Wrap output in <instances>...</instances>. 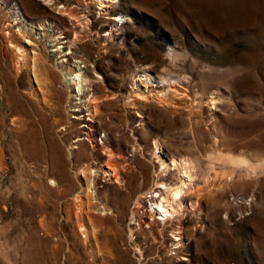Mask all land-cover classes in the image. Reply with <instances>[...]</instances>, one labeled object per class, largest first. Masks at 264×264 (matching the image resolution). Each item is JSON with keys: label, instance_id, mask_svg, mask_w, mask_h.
<instances>
[{"label": "rangeland", "instance_id": "obj_1", "mask_svg": "<svg viewBox=\"0 0 264 264\" xmlns=\"http://www.w3.org/2000/svg\"><path fill=\"white\" fill-rule=\"evenodd\" d=\"M105 3L0 0V264H264V0Z\"/></svg>", "mask_w": 264, "mask_h": 264}, {"label": "bare ground", "instance_id": "obj_2", "mask_svg": "<svg viewBox=\"0 0 264 264\" xmlns=\"http://www.w3.org/2000/svg\"><path fill=\"white\" fill-rule=\"evenodd\" d=\"M47 1V0H46ZM50 1V0H49ZM54 1V0H53ZM52 2V1H51ZM53 4V3H52ZM99 4H101L100 6L101 7H103V8H105V6L107 7V5H106V3H105V0H99ZM58 6H62V4H60V5H58ZM62 7H64V6H62ZM61 8V7H60ZM64 11V10H63ZM67 13V12H66ZM122 17L123 16H120L119 18L120 19H122ZM118 18V19H119ZM28 43L29 44H31V43H33V41H30V40H28ZM65 59V58H64ZM66 60V59H65ZM78 71L79 72H77L76 74H78V76H79V79H81L80 81H81V83H82V86L84 87V89H82L83 91L81 92L80 90H79V93H77L76 95H78V96H74V98L75 99H77L76 100V102H74V108H72V111H75V115L73 116L74 118H76V119H79L80 117H79V114H80V112H81V108L79 107V106H77V103L78 102H82L83 101V97H85V95L87 94V91H88V85H87V83H85V85H83V80H86L87 78H85L84 77V73H83V70L82 69H78ZM74 78L75 77H71V78H69L68 80H67V82L69 83V82H74ZM144 78V77H143ZM86 82H87V80H86ZM143 82V79H142V77H139L137 80H136V85H137V87H138V91L140 90V92L141 91H143V92H146V89H142V86H141V83ZM76 84L78 85L79 83L78 82H76ZM80 86H81V84H80ZM81 86V87H82ZM90 86V85H89ZM145 86V85H144ZM80 87V88H81ZM81 92V93H80ZM143 92H141V93H143ZM166 94V93H165ZM151 97V96H150ZM160 97V96H159ZM161 98V97H160ZM159 98V99H160ZM164 98V97H163ZM162 100V99H161ZM90 101V100H89ZM162 101H165V100H162ZM97 104V103H96ZM93 108L95 109V105H93ZM97 108V107H96ZM93 109V110H94ZM88 110V109H87ZM96 112V111H95ZM91 118V117H90ZM89 124H88V122H86V123H83V127H87V128H89V126H88ZM90 131V130H89ZM88 131V132H89ZM86 132V137H77V139L75 140V141H78V140H81V139H83V138H87L88 139V132L87 131H85ZM73 148L74 147H76V145H71ZM156 152H155V154H156V157L158 158V160L161 162V166L162 167H164V166H166V168H167V166L169 165V164H175L176 166H177V168L179 169V171H181V172H183V173H189V175H190V167H191V165L189 164V162L188 163H186V160L187 159H185V161H183V159L181 160V161H176V159L174 160L173 158H172V161H168L166 158H165V156L163 155V153H162V151H161V148H160V144H159V142L158 141H156ZM230 157V156H229ZM245 159V158H244ZM243 158H230V161L234 164V166L236 165L238 168L240 167H248V165L249 164H247V160L245 159L244 160ZM231 162H228L227 161V163H231ZM249 162V161H248ZM231 163V164H232ZM231 164H229V165H231ZM110 166V165H109ZM233 166V167H234ZM236 167V169H238ZM253 167V166H252ZM113 168H116V167H113L112 166V168L110 169L111 170V172H109V171H106V172H108V176H109V174L110 175H112V176H114L113 175ZM169 168V167H168ZM168 168H167V170H168ZM230 168V167H229ZM235 169V170H236ZM96 170V169H95ZM101 170V169H100ZM117 169H115V171H116ZM234 170V169H233ZM234 170V171H235ZM99 171V170H98ZM98 173V172H97ZM185 173V174H186ZM100 174V173H99ZM116 175V174H115ZM163 175V174H162ZM96 176H98V174H95V176L94 177H96ZM99 177V176H98ZM160 177V176H159ZM158 177V178H159ZM165 177H166V175H165ZM183 177H185V178H187L188 179V177L187 176H184L183 175ZM161 178H163V177H161ZM181 178H182V176H181ZM185 178H184V180H185ZM93 181H94V179H93ZM163 181H164V179H163ZM163 181L160 183V186L158 185L157 187L158 188H156V189H153L152 191H151V193L149 194V198H148V203H149V211H150V218H151V220H150V223H154L155 222V218L157 219V220H159L162 224H164L165 222H166V224H167V221H172L174 218L176 219V218H178L179 217V215L180 214H178V211H179V209H181V204H182V196L180 197V195L181 194H183V193H181L183 190V188L185 187V185L184 184H182V185H184V187L180 184V185H175V186H171V185H167L166 183H163ZM96 182V181H95ZM185 183V182H184ZM94 185V184H93ZM187 187V186H186ZM185 190H186V188H185ZM184 192V191H183ZM94 195V194H93ZM184 202V201H183ZM195 203V202H194ZM156 214H157V217H156ZM139 216H141V215H139ZM147 216V215H146ZM154 216V217H153ZM141 218V217H140ZM139 220V219H138ZM141 220H143V219H141ZM183 221L184 220H180V224H182L183 223ZM179 226V225H178ZM181 235V234H180ZM174 239H175V241L173 242V244H174V246L175 247H179L180 245H181V243H182V240H181V237L180 236H178V235H174V237H173Z\"/></svg>", "mask_w": 264, "mask_h": 264}, {"label": "built area", "instance_id": "obj_3", "mask_svg": "<svg viewBox=\"0 0 264 264\" xmlns=\"http://www.w3.org/2000/svg\"><path fill=\"white\" fill-rule=\"evenodd\" d=\"M18 10H19V9H18ZM18 10H17V11H18ZM18 12H19V11H18ZM19 13H21V12H19ZM16 21H18V20H16ZM45 25H46V26H51V24L45 22V23H42V24H37L36 27L39 28V29H44V28H46ZM57 36H59V38H60V37H62V34H58ZM48 40H49V39H48ZM63 40H64V39H63ZM54 49H55V47L52 48V50H54ZM50 50H51V49H50ZM52 50H51V51H52ZM69 54H70V52H69V53H66V56H65V57H62V58H65V59H66V57H68ZM69 58H74V56H71V57H69ZM65 59H64V60H65ZM67 59H68V58H67ZM67 59H66V60H67ZM64 60H63V61H64ZM74 60H75V58H74ZM74 60H73V61H74ZM78 61H79V59H76V60L74 61V62H76L75 64H77V66H78V67H76V69H80V68H82V67H85V64H84V63H80V64L82 65V66H80V64H78ZM80 61H81V60H80ZM64 71H65V70H64ZM64 71H63V72H64ZM67 73H69V72L67 71ZM67 73H66V74H67ZM70 73H71L70 76L76 77L75 73H73V72H70ZM70 73H69V74H70ZM62 78H63V77H62ZM74 79H76V78H74ZM62 81H63V80H62ZM63 84H64V82H63ZM73 88L76 89L75 85H74ZM75 91H76V90H75ZM76 92H77V91H76ZM76 96H78V95H76ZM80 114L82 115L81 117H84L83 114H87V112H85V113H83V114H82V112H80Z\"/></svg>", "mask_w": 264, "mask_h": 264}, {"label": "crops", "instance_id": "obj_4", "mask_svg": "<svg viewBox=\"0 0 264 264\" xmlns=\"http://www.w3.org/2000/svg\"><path fill=\"white\" fill-rule=\"evenodd\" d=\"M24 10V9H23ZM24 12V14H26L28 17H30L31 18V20H38L37 19V17H35V15H29V14H27L25 11H23ZM29 18V19H30Z\"/></svg>", "mask_w": 264, "mask_h": 264}]
</instances>
